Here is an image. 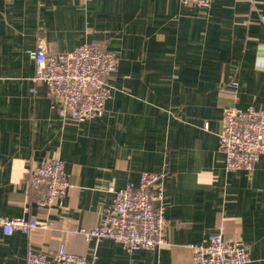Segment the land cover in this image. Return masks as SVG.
I'll use <instances>...</instances> for the list:
<instances>
[{"label": "crops", "instance_id": "crops-1", "mask_svg": "<svg viewBox=\"0 0 264 264\" xmlns=\"http://www.w3.org/2000/svg\"><path fill=\"white\" fill-rule=\"evenodd\" d=\"M96 43L115 54L112 98L100 118L63 120L29 52ZM34 91V93H33ZM264 109V0H0V217H34L31 236L0 229V264L62 244L93 264H195L192 246L224 227L250 264H264V162L229 172L220 150L228 108ZM64 162L62 206L40 208L29 172ZM163 175L166 245L128 252L87 240L112 209L113 190Z\"/></svg>", "mask_w": 264, "mask_h": 264}, {"label": "built area", "instance_id": "built-area-1", "mask_svg": "<svg viewBox=\"0 0 264 264\" xmlns=\"http://www.w3.org/2000/svg\"><path fill=\"white\" fill-rule=\"evenodd\" d=\"M184 6L209 8L215 0H180ZM255 5L256 0H249ZM35 63L34 83L47 90L53 110L63 120L85 122L100 118L112 98L111 80L118 68L115 54L96 43H85L68 53H51L40 44L29 52ZM34 93V91H33ZM220 150L229 172H251L264 162V109L228 108L223 114ZM28 185L35 203L44 209L62 206L69 189L64 162L53 158L34 166L29 172ZM114 205L93 230H80L87 240L111 239L128 252L155 250L166 245L164 228L165 207L157 206L165 193L163 175L143 173L138 186L113 190ZM0 229L6 235L20 231L31 236L38 229H50V224H38L32 217H0ZM195 264H250L248 250L239 242L226 241L224 227L208 235L204 243L192 246ZM27 264H93L85 256L70 253L65 244L50 256L45 251L30 248Z\"/></svg>", "mask_w": 264, "mask_h": 264}]
</instances>
